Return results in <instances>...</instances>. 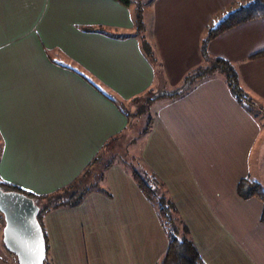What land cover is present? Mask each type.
I'll list each match as a JSON object with an SVG mask.
<instances>
[{"label":"crops","instance_id":"obj_1","mask_svg":"<svg viewBox=\"0 0 264 264\" xmlns=\"http://www.w3.org/2000/svg\"><path fill=\"white\" fill-rule=\"evenodd\" d=\"M132 1L0 0L2 181L34 193L79 175L95 183L74 205L42 214L45 264H159L167 238L120 163L133 156L161 181L206 264H264L260 201L234 192L239 177L259 178V161L248 159L259 124L222 77L152 102L141 133L118 107L157 81L134 33ZM232 1L149 0L147 20L140 4L143 39L169 85L198 62V37ZM262 47L264 17L214 34L206 51L234 63L261 103L264 54L246 56ZM135 133L137 157L126 150ZM7 252L0 242V264H14Z\"/></svg>","mask_w":264,"mask_h":264},{"label":"trees","instance_id":"obj_2","mask_svg":"<svg viewBox=\"0 0 264 264\" xmlns=\"http://www.w3.org/2000/svg\"><path fill=\"white\" fill-rule=\"evenodd\" d=\"M127 1L129 0H121L123 4H126ZM232 2L235 3L236 6L231 10L225 11L215 25L206 28L198 37L197 51L199 52L200 59L194 66H190V68L183 72L177 84L174 85H169V83L165 81L162 76V69L157 55L154 52L153 54L150 52V49H153L151 43L143 39L144 34H142V30H140L142 24L140 18L141 6L140 3L136 4L137 11L134 17V33L140 36V52H142L148 60L147 62L152 67L154 71L153 75L157 81L152 87L144 88L141 94L129 99L130 103L134 104L135 110L132 109L129 112L122 104H118V107H120L127 120L134 115L139 120L141 114L144 115V122L139 129L140 133L148 129L151 115L147 110L152 102L155 100H172L179 97L181 94L187 93L192 87L199 84L204 79L215 77V75H220L222 77L225 87L230 91L231 97L238 104L243 105L245 111L251 114L250 110L253 105L260 106L261 103L242 86V81L237 73L235 64L230 62L227 58L217 56V54L211 55L206 51L207 41L214 34H218L226 28L236 25L238 22L249 20V18L264 17V0H233ZM263 54L264 47L256 52H251L246 56V59L260 57L263 56ZM107 163H103L102 168H105ZM120 163L124 165L129 176L135 181L134 183L143 194V197L151 202L159 218L158 222L163 227L162 231L167 238V242L165 243V249L162 255H160L158 259L159 264H206L203 259L200 258L199 252H197L189 235H187V225L180 219L181 217L174 208L173 200L169 199L165 190L161 187V181H158L157 178L134 156L129 160L121 159ZM82 176L84 175L75 177L67 185H63L57 191H50V193L29 192L26 189L18 188L15 184L2 181V179L0 180V187L2 186L4 189L15 188V190L27 193L33 198L37 210L35 216L39 221L43 231V240L45 241L46 234L41 223L42 214L51 207L54 208L62 205L72 206L75 202L77 203L86 193L87 189L90 190L91 186L95 184L91 183V181L80 183ZM234 184V192L240 198L257 197L259 199L261 208L259 214H257V218L264 223V187L262 184L259 183L257 179H248L244 175L236 179ZM65 192L66 194H64ZM1 224L2 218L0 215V226ZM45 259L46 258L41 261V264H45ZM15 264L17 263L15 262Z\"/></svg>","mask_w":264,"mask_h":264},{"label":"water","instance_id":"obj_3","mask_svg":"<svg viewBox=\"0 0 264 264\" xmlns=\"http://www.w3.org/2000/svg\"><path fill=\"white\" fill-rule=\"evenodd\" d=\"M36 211L27 193L0 187V242L14 254L17 264H41L45 258V241Z\"/></svg>","mask_w":264,"mask_h":264},{"label":"rangeland","instance_id":"obj_4","mask_svg":"<svg viewBox=\"0 0 264 264\" xmlns=\"http://www.w3.org/2000/svg\"><path fill=\"white\" fill-rule=\"evenodd\" d=\"M148 1L149 0H134L130 3L131 5H133V4L136 5L139 3L141 4V6L143 7L142 12H141L142 17L145 18V20H147L148 16H149L148 15L149 12L145 6ZM241 1H243V0H241ZM235 6H236L235 3H233L231 5H227L224 8V10L219 11L216 15L213 16L212 21L210 23H208L206 25V27L213 26V21H218L223 16L225 11L231 10ZM150 52L153 54V52H154L153 49L152 50L150 49ZM155 106L154 105L150 106L149 109L147 110V112L149 114H151L152 111L155 110ZM125 107L128 110L129 109L131 110V108L133 110H135L134 104L130 103V101L126 102ZM250 111H251L252 116L253 115L255 116L254 118H255L256 122H258V124H259V130L257 132V136L255 138V141L251 146L252 148H251L250 154H248V159H249V163H251L252 166L257 162V160L259 161L260 166H259V178H258V180L260 181V183L264 187V102H261L259 107L253 105V107L251 108ZM140 117L141 118L138 120L136 118V116L134 115V120L138 121V122L135 125L133 124L134 128H132V131L137 130V132H138V130L141 128V125L144 122V115L141 114ZM135 134H136V136H134L132 138V142L127 144L126 150H127V152H132V154L137 157V156H139L138 149H139V146H141L142 139H141V134H138V135H137V133H135ZM148 171H150V170L148 169ZM95 174H96V172H95ZM64 194H66V192ZM162 229H163V227H162ZM13 260L14 259H12V261ZM14 264H15V261H14Z\"/></svg>","mask_w":264,"mask_h":264},{"label":"built area","instance_id":"obj_5","mask_svg":"<svg viewBox=\"0 0 264 264\" xmlns=\"http://www.w3.org/2000/svg\"><path fill=\"white\" fill-rule=\"evenodd\" d=\"M0 231H1V230H0ZM7 253L9 254V256L12 257V259H14V261L16 260L14 254H12L11 252H7Z\"/></svg>","mask_w":264,"mask_h":264},{"label":"snow or ice","instance_id":"obj_6","mask_svg":"<svg viewBox=\"0 0 264 264\" xmlns=\"http://www.w3.org/2000/svg\"><path fill=\"white\" fill-rule=\"evenodd\" d=\"M216 23H217V21H213V25H215ZM0 179H3V177H0Z\"/></svg>","mask_w":264,"mask_h":264}]
</instances>
